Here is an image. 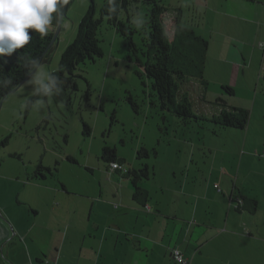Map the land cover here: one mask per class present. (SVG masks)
<instances>
[{"label": "rangeland", "instance_id": "374dc122", "mask_svg": "<svg viewBox=\"0 0 264 264\" xmlns=\"http://www.w3.org/2000/svg\"><path fill=\"white\" fill-rule=\"evenodd\" d=\"M104 1L95 0L96 17L103 19L98 33L103 55L78 67L77 90L62 87L45 94L40 85L28 84L31 76L22 84L24 87L18 94H7L1 106L0 204L12 189V196H15L20 187L9 177L27 179L26 174L33 175L40 164L51 172L43 171L46 179L39 178V182L56 185L65 194L60 206L64 212L60 217L52 213L43 198L38 200L44 210L37 217L24 201L26 194L37 192L31 188L24 191L22 186L19 188L21 204L9 209L8 219L0 217L9 226L15 224V228L22 233L17 234L13 229L0 245V255L11 264H37L34 258L43 264H120L116 259L123 253L122 244H110L107 240L100 247L103 235L97 234L94 228L95 217L92 216L91 222L87 221L91 200L115 195L114 190L123 183L128 187L123 195L137 204L130 196L135 191L133 178L123 171L112 170L110 163L103 160L105 146L115 148L117 156L130 170L148 166L150 177L141 178L139 183L143 190L149 192L147 207L154 209L152 214L161 210L168 217L164 221H168L169 225L176 221L178 228L184 221L190 222L184 212L189 209L186 205L189 194L192 197L204 196L196 192L202 188L201 185H205L212 171L215 178L220 179L215 183L223 191L222 195L226 192V184L233 187L237 179L239 185L264 183V14L260 8L264 1L260 0L261 3L255 7L246 3L241 8L239 5L243 2L237 4L234 0H161L168 9L182 8L184 19L196 24L197 32L209 41H222L221 46L223 42L232 43L233 39L237 41L233 44L235 50L246 52L245 66L248 67L241 70L245 73L240 71L241 74L231 76L230 70L234 74L235 70L230 63L226 64L227 51L224 50V55L220 57L225 69L218 71L222 74L219 78L229 79L230 85L226 86H232L231 89L235 90L233 95L215 84L205 89L197 81H190L183 87L190 96L195 115L210 121L191 120L187 124L173 112L160 110L151 80L138 74L144 69L137 64V55L143 61L145 57L128 51L125 39L108 24L107 17L102 16ZM90 5V0H71L53 50L48 60L40 65L43 72L51 74L59 69L62 54L75 41L80 22ZM129 11L134 12L132 18L136 21L145 17L147 6L142 0H133ZM163 20L172 38L173 16L168 14ZM236 22H241L239 29H235L239 25ZM133 38L141 47L139 36ZM211 47L213 53L221 52L217 43ZM217 63L211 55V72ZM42 79L45 83L48 80L46 77ZM207 90L209 103L199 101L198 96L207 95ZM39 93L38 99L29 102ZM218 98L229 102V107L244 108L250 112L245 129L221 128L211 122L213 114H220L221 109L214 104ZM83 122L91 128L89 136L83 133ZM4 141L7 144L3 145ZM142 147L150 154L140 159L138 155ZM255 194L261 198L259 207L264 213V193L257 190ZM209 196L214 195L211 193ZM57 202L59 204L58 200L50 204L56 206ZM210 206V212L215 211L213 201L204 200L199 204V208L208 212ZM143 208L139 204L138 211L148 213ZM108 216L107 211L101 213L100 219L104 224ZM128 216V229L150 226L154 221L153 216L144 214L138 220L139 213L129 212ZM212 218V222L216 221V214H212ZM191 220L202 226V220L206 219ZM77 221L91 225V235L81 233L83 227L78 228L80 232H75ZM25 233H28L26 237ZM5 244L16 248L10 258L7 257ZM135 245V241L128 242L126 264H140L139 261H142L141 258L136 261L138 256L132 250ZM162 258L150 256L149 264H164Z\"/></svg>", "mask_w": 264, "mask_h": 264}, {"label": "crops", "instance_id": "0c3cea01", "mask_svg": "<svg viewBox=\"0 0 264 264\" xmlns=\"http://www.w3.org/2000/svg\"><path fill=\"white\" fill-rule=\"evenodd\" d=\"M234 1H236L237 4H240L238 2H243L239 5L241 8H244L246 3L251 4V6L253 7H255L256 4L261 3L260 0ZM260 8L262 10V14H264V4L260 5ZM238 17L240 18L242 16ZM236 23H238L239 25L235 29H239L241 27V22ZM200 35L205 38L203 34ZM235 37H238V35H235ZM206 40L209 42V48L207 52L204 77L208 81L209 87L210 85L215 84L223 88H232V86H226L230 85V83L228 82L229 79L223 77L219 78V75L221 73H219L218 71H224L225 69L220 57L224 55L223 52L224 50H226V64L230 63L235 70V74L230 70L231 73L229 74V76H231L239 74L244 67H248L245 66L247 65L245 58L246 52L235 50V46H233V44L237 41L232 39V43L223 42L221 46L220 42L222 41L216 42L221 52L219 54L218 52L213 53L211 46H216V43H214L212 40H210L211 42L208 39ZM211 55L218 61L217 67H215V70H213L212 72L211 69H209V58ZM249 57H252V55L249 54ZM226 68L228 67L226 66ZM241 73H245V71H241ZM213 74L215 75V78L212 76ZM206 93L207 95L202 94L198 96L199 101L209 103L207 98L208 90L206 91ZM220 97L225 98L224 95H221ZM227 103L228 106H230V103ZM221 111L222 110H220V113ZM215 115L218 114H213V116ZM119 160L123 159L119 158ZM238 170L240 172V168H238L237 171ZM26 175L28 177L27 179L21 176H17L16 179L14 177H9L11 182L17 183L20 187L17 188L15 196H12V189L10 195L6 198V200L0 204V215L8 219L9 209L12 207L16 208L17 205L21 204L19 200L21 190L19 188H21L22 186L24 191L27 188H31L35 192H37V194L34 195L28 193L24 196V201H26L25 203L30 207L31 210L35 211V216H40V213L44 210L43 208H41L40 201L38 200L39 198H43L45 199L46 206L51 209L52 213H54L57 217H60V215H62L61 212H64V210L61 209L60 206L61 200H63L64 198L63 195L65 194L60 189H58L56 185L51 186L46 182L40 183L39 180H43L42 178L37 179L32 175ZM216 181H220V179L215 178L214 171H212L211 173H209L208 180H206V182L204 183L205 185H201L202 188L199 189L198 192H196L200 195H204L205 198L204 196L192 197V195L189 194L190 199L187 198L188 200L186 201V205L189 209L184 210V212L185 214H187V220L189 219L190 222L187 223L186 221H184V224L179 228L176 221H173V224H170L171 226L168 224V221H164L168 217L164 216L161 210H155V213L152 214V211H154V209L147 207L149 204L148 202L145 206L140 205L144 207L143 209H146L148 213H144V211L140 209L139 212V204L137 203V206V204L127 195H123V193L128 190V187L125 183H123L122 186L119 185L120 188L117 187L115 189L116 191L114 190L115 195L113 196L104 197L103 200L92 199L89 211L90 218L87 221L91 222L92 216L93 218L95 217L93 222L94 228L97 234L103 235V239L100 241V247H103L106 244L107 240H110V244H122L121 246H123V248L121 247V249L123 250V253L116 259V261L118 260L120 264L127 263V260L125 259L127 258L129 251V241H135L136 245L132 247V250H134L138 256L136 257V261L138 260V258H141L142 261H139L140 264H149L150 256H156V258H160L162 256L163 258L161 259V261L164 264H177L172 257V250L175 248H179L183 252L185 257L189 260V264H264V213L260 211V207H258L257 211L254 214L249 212V199L256 198L260 205L261 198H259V196H257L255 193L257 190L264 193V183H259L257 186H247V184L245 183L239 185L237 179V182L233 184V187H231L229 184H226V192L224 195H222L223 191L221 192L219 187L216 188ZM215 191H217L218 193H216ZM211 193L214 196H209ZM130 196H133V193H130ZM244 198L247 200H244ZM55 200H58L59 204L57 202L56 206H52L50 203ZM177 200L180 201V197H178ZM204 200L213 201L216 204L215 211L210 212L211 206L209 212L205 208H199V204ZM238 200L242 202L238 203ZM159 204H161V202H159ZM238 204H240L242 208L248 210L239 212L236 209ZM191 205H193V208ZM157 209L159 208L157 207ZM105 211L108 212L109 216L107 217L106 223L104 224L100 219V216L101 213ZM129 212L137 214L139 213L140 217L138 218V220H140L141 216H143L144 214L145 216H153L152 219L154 221L150 226H141L128 229L127 223ZM212 214H216V221L214 222H212ZM112 216L114 218L113 223H111ZM174 217H176L175 214ZM201 217L202 219H206L202 220V226L201 224H195L191 220L192 218ZM77 218L73 220H77ZM2 220L3 219L0 218V245L2 242L8 239L13 229L17 234H22L15 228V224H12L13 226H9L7 223H5L4 220ZM75 225L77 226L75 232H80L78 228L83 227L84 231H81V233H88L89 235H91V225L82 224L81 221L75 222ZM103 225H105L104 229L102 228ZM34 227L37 226L34 225ZM33 228H31V230ZM25 234L26 237L28 233ZM5 246L7 248V257H12L13 254H15L16 248H10L8 247V244H5ZM3 249V253H5L4 246ZM35 260L37 264H43V262H41L39 259L34 258L33 261ZM0 264L11 263H9L7 260H4L0 255ZM132 264L138 263L132 262Z\"/></svg>", "mask_w": 264, "mask_h": 264}, {"label": "trees", "instance_id": "16d2710c", "mask_svg": "<svg viewBox=\"0 0 264 264\" xmlns=\"http://www.w3.org/2000/svg\"><path fill=\"white\" fill-rule=\"evenodd\" d=\"M90 1L91 5L80 22L75 41L62 54L59 69L51 73L58 76L59 79L55 82L49 80L46 82L51 91H56L63 85L66 88L76 89V78L78 77L76 71L78 67L88 61H95L96 58L103 55L98 38L103 19L96 17L95 0ZM132 2L133 0H115L114 5L111 6L114 7L115 11L110 13L109 2L105 0L101 14L107 17L108 24L114 27L117 33L125 39L128 51L134 52L136 55L140 53L145 57L146 60L143 61L137 55L136 62L144 69L143 73L138 74L139 76L145 75L151 80L152 89L157 97L160 110L173 112L184 124L191 120L210 122L204 116L195 115L190 96L183 90V87L190 81L200 82L205 89L208 87L209 83L204 77V71L209 42L197 32L198 27L196 24L184 19L182 8L168 9L161 0H142L147 6V13L145 17L134 21L132 18L134 12L129 11ZM168 14H171L174 20L172 38H170L163 20ZM140 22H142V26H138ZM57 27L43 39L38 34H33L30 45L26 49L20 50L18 55L13 54L11 57L0 58V65L3 66V70L0 71V78L10 77L12 84L19 86L38 67V65H33L30 62H27L24 66L27 57L23 61V54L27 52L33 59L39 58L42 63L48 60L54 47V44L50 48L49 45L54 38ZM135 35L139 36L141 47L134 42L133 37ZM224 89L229 94H234L233 89L229 87H224ZM10 92L11 87H2V82H0V103L3 97ZM39 95L40 93L36 94L29 102L38 99ZM214 104L222 111L219 115L213 116L211 122L221 128L245 129L247 127L250 119L248 110L229 107L227 102L221 98L216 99ZM83 128L84 135L89 136L91 133L89 125L83 122ZM5 144H7V141L3 142V145ZM149 154V150L142 147L138 158L148 157ZM102 158L109 162L125 163L124 160H119L116 149L109 146L103 148ZM43 171L51 172L49 168H45L40 164L34 173L35 178L45 179L46 173H43ZM127 175L133 178L132 182L135 187L133 199L138 204L145 206L149 195L147 191L140 187L139 183L141 178L150 177L148 166H144L138 173L135 170H130ZM244 200L247 199L244 198ZM249 200L251 208L249 212L254 214L259 207V202L256 199ZM236 209L239 212L248 210L242 208L239 204Z\"/></svg>", "mask_w": 264, "mask_h": 264}, {"label": "clouds", "instance_id": "9594fccd", "mask_svg": "<svg viewBox=\"0 0 264 264\" xmlns=\"http://www.w3.org/2000/svg\"><path fill=\"white\" fill-rule=\"evenodd\" d=\"M71 0H0V58L11 57L19 54L20 50L30 45L33 34H38L41 39L47 37L54 28L63 20L64 10ZM109 12L115 11V0H108ZM142 26V22L138 24ZM24 66L27 62L38 65L28 80L29 85H40L45 94H50L51 89L42 77L55 82L58 76L45 73L41 70L39 58L33 59L27 52L22 56ZM3 66L0 65V71ZM2 87H11L10 94H18L23 85H13L11 78H0ZM40 89H37L39 91Z\"/></svg>", "mask_w": 264, "mask_h": 264}, {"label": "built area", "instance_id": "2783aa9c", "mask_svg": "<svg viewBox=\"0 0 264 264\" xmlns=\"http://www.w3.org/2000/svg\"><path fill=\"white\" fill-rule=\"evenodd\" d=\"M110 167L112 170H120L124 173H128V168L124 164H121L119 162L111 163ZM216 188H218L217 185ZM239 202L241 203L242 201L238 200V203ZM172 257L177 264H189V260L185 257V255L179 248H175L172 250Z\"/></svg>", "mask_w": 264, "mask_h": 264}, {"label": "water", "instance_id": "95a60500", "mask_svg": "<svg viewBox=\"0 0 264 264\" xmlns=\"http://www.w3.org/2000/svg\"><path fill=\"white\" fill-rule=\"evenodd\" d=\"M67 9H68V6H67V7L65 8V10H64V16H63V19H64V17L66 16ZM62 22H63V20L61 21L60 25L57 27V31H56V33H55V35H54V38H53L51 44L49 45V48L52 47V45L55 44V42L57 41L58 36H59V33H60V30H61V27H62ZM40 64H41V62H40ZM38 67H39V66H38ZM38 67H37V68H38ZM37 68H36V69H37ZM36 69H35V70H36ZM35 70H34L33 72H31V73H30V74L24 79V81L21 83V85H22L23 83H25L29 78H31L32 73H34ZM5 97H6V96L3 97V99H2V101H1V103H0V109H1V106H2V104H3V102H4ZM0 216H1V215H0Z\"/></svg>", "mask_w": 264, "mask_h": 264}, {"label": "flooded vegetation", "instance_id": "af4514ba", "mask_svg": "<svg viewBox=\"0 0 264 264\" xmlns=\"http://www.w3.org/2000/svg\"><path fill=\"white\" fill-rule=\"evenodd\" d=\"M41 64H42V62H41ZM41 64H40V65H41ZM76 84H77V83H76ZM63 87H64V85H63ZM61 88H62V87H61ZM61 88H59V89H61ZM59 89H58V90H59ZM73 90H77V88H76V89H73ZM56 91H57V90H56ZM1 146H2V145L0 144V147H1ZM103 160H104V159H103ZM104 161L107 162V163H110V165H111V163H113V162H109L108 160H104ZM142 169H143V168H142ZM131 170H132V169H131ZM133 170H135V171L138 173V171H140L141 169H133ZM129 171H130V169H128V172H129ZM35 172H36V171H35ZM35 172H34V173H35ZM34 173H33V175H32L33 177H35V176H34ZM138 175H139V174H138Z\"/></svg>", "mask_w": 264, "mask_h": 264}]
</instances>
